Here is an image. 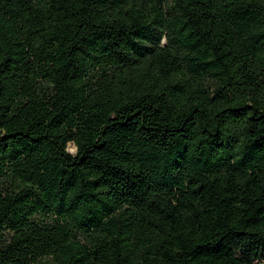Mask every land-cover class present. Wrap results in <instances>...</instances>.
<instances>
[{"label": "trees", "instance_id": "16d2710c", "mask_svg": "<svg viewBox=\"0 0 264 264\" xmlns=\"http://www.w3.org/2000/svg\"><path fill=\"white\" fill-rule=\"evenodd\" d=\"M0 264H264V0H0Z\"/></svg>", "mask_w": 264, "mask_h": 264}, {"label": "rangeland", "instance_id": "374dc122", "mask_svg": "<svg viewBox=\"0 0 264 264\" xmlns=\"http://www.w3.org/2000/svg\"><path fill=\"white\" fill-rule=\"evenodd\" d=\"M66 151H67V153H69V154H73V153H74V148H73V146H72L71 144H67V146H66Z\"/></svg>", "mask_w": 264, "mask_h": 264}]
</instances>
